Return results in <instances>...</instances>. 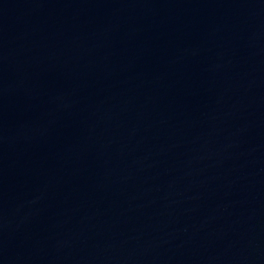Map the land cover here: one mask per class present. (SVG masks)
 <instances>
[{"label": "water", "instance_id": "water-1", "mask_svg": "<svg viewBox=\"0 0 264 264\" xmlns=\"http://www.w3.org/2000/svg\"><path fill=\"white\" fill-rule=\"evenodd\" d=\"M233 3L238 145L228 264H264V0Z\"/></svg>", "mask_w": 264, "mask_h": 264}]
</instances>
